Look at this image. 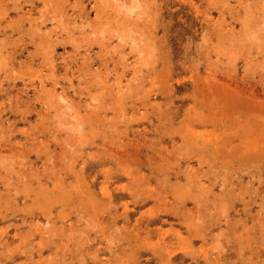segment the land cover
I'll return each mask as SVG.
<instances>
[{"label":"rangeland","instance_id":"rangeland-1","mask_svg":"<svg viewBox=\"0 0 264 264\" xmlns=\"http://www.w3.org/2000/svg\"><path fill=\"white\" fill-rule=\"evenodd\" d=\"M0 264H264V0H0Z\"/></svg>","mask_w":264,"mask_h":264}]
</instances>
